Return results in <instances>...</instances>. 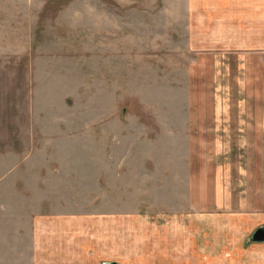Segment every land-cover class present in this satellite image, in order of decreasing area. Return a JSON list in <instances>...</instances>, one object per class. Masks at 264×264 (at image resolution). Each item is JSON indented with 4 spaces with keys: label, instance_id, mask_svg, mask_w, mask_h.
<instances>
[{
    "label": "rangeland",
    "instance_id": "rangeland-1",
    "mask_svg": "<svg viewBox=\"0 0 264 264\" xmlns=\"http://www.w3.org/2000/svg\"><path fill=\"white\" fill-rule=\"evenodd\" d=\"M176 1L0 0V264L78 215L114 220L98 264L164 256L171 220L162 263L264 264V54L188 51Z\"/></svg>",
    "mask_w": 264,
    "mask_h": 264
},
{
    "label": "crops",
    "instance_id": "crops-1",
    "mask_svg": "<svg viewBox=\"0 0 264 264\" xmlns=\"http://www.w3.org/2000/svg\"><path fill=\"white\" fill-rule=\"evenodd\" d=\"M176 2L179 5L178 11L169 13L170 20L179 22L178 27L184 30L188 51L264 54V0H177ZM173 4L175 5V2ZM211 34L219 39L207 40L206 38ZM221 38H226V41H222ZM229 45L233 48H227ZM218 115H221L220 112ZM254 116L253 114L250 123L251 131L264 132V115ZM201 117L202 119L197 120L196 123L202 125L197 127H205L202 131H209V126L206 124L209 120L208 115L203 112ZM227 130L221 129L224 132ZM196 132L199 130L197 129ZM138 224L141 229L156 230L160 227L162 230L160 237L168 246L164 256L163 253L158 256L152 251L131 255L130 259L140 264H156L154 263L156 261L159 262L158 264H165L162 260L169 262L178 260L172 256V249H176L177 252L176 234L183 230L181 223L171 220L163 224V227H155L152 226L154 223L141 219ZM114 226L113 218L106 215L67 216L61 220L37 223L33 227L31 247L33 264H98L102 260L111 261L114 258L112 251ZM125 229L127 227L123 225L121 229L123 236L129 232ZM185 229H188L187 225L184 226Z\"/></svg>",
    "mask_w": 264,
    "mask_h": 264
},
{
    "label": "water",
    "instance_id": "water-1",
    "mask_svg": "<svg viewBox=\"0 0 264 264\" xmlns=\"http://www.w3.org/2000/svg\"><path fill=\"white\" fill-rule=\"evenodd\" d=\"M250 243H263L264 242V225L254 229L248 238ZM104 264H118L116 262H106Z\"/></svg>",
    "mask_w": 264,
    "mask_h": 264
}]
</instances>
